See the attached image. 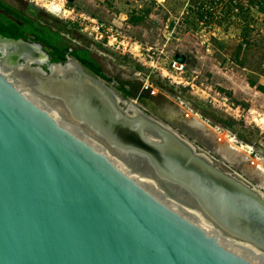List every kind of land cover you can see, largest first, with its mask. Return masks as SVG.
<instances>
[{
    "label": "water",
    "instance_id": "water-1",
    "mask_svg": "<svg viewBox=\"0 0 264 264\" xmlns=\"http://www.w3.org/2000/svg\"><path fill=\"white\" fill-rule=\"evenodd\" d=\"M0 42V264H264L263 192L77 61Z\"/></svg>",
    "mask_w": 264,
    "mask_h": 264
},
{
    "label": "rangeland",
    "instance_id": "rangeland-1",
    "mask_svg": "<svg viewBox=\"0 0 264 264\" xmlns=\"http://www.w3.org/2000/svg\"><path fill=\"white\" fill-rule=\"evenodd\" d=\"M4 1L28 15H40L56 27L77 24L66 38H72L77 46L88 44L111 81L97 78L122 97L117 83L128 81L140 88L135 99L123 98L264 193V176L257 170L258 166L264 169V94L257 89L264 85V31L259 32L260 44L246 49L240 46L235 26L223 35L198 38L190 22L187 29L175 27L183 3L180 0ZM52 4L60 12L51 13L48 9ZM144 10H151V16L141 26L130 25L131 15L139 16ZM166 15L168 22H164ZM83 17L117 29L126 37L124 45L117 49L115 43L96 41L95 33L90 35L92 24ZM168 23L174 25L167 28ZM86 26L88 30L83 31ZM148 55L153 56V62ZM174 62L182 63L184 70L175 71ZM137 66L144 68L143 82L135 75ZM147 81L153 87L150 92L143 88Z\"/></svg>",
    "mask_w": 264,
    "mask_h": 264
},
{
    "label": "trees",
    "instance_id": "trees-1",
    "mask_svg": "<svg viewBox=\"0 0 264 264\" xmlns=\"http://www.w3.org/2000/svg\"><path fill=\"white\" fill-rule=\"evenodd\" d=\"M72 5H70L71 7ZM151 10H144L141 15H131L129 24L132 26H141L150 16ZM256 19L246 17L243 20L241 28V38L245 41L249 38L254 41L252 46L260 44V36L255 34L258 29ZM262 29H264V18L262 19ZM77 28L70 22L66 27H56L55 25L44 20L40 15L32 16L25 12H21L14 6L8 4L4 0H0V36L12 40H25L41 44L47 51L52 63H66L68 58L77 61L81 66L89 71L95 77L111 81L105 74L102 65L93 56L90 46H77L72 43L73 39L66 38L70 29ZM253 36V37H252ZM250 43V42H249ZM182 61V58L180 59ZM138 71L143 72L144 68L137 66ZM140 88H135L131 82H120L118 91L126 98L135 99ZM258 91L264 94V85L257 87ZM219 91L228 97H232L231 93L226 90Z\"/></svg>",
    "mask_w": 264,
    "mask_h": 264
},
{
    "label": "built area",
    "instance_id": "built-area-1",
    "mask_svg": "<svg viewBox=\"0 0 264 264\" xmlns=\"http://www.w3.org/2000/svg\"><path fill=\"white\" fill-rule=\"evenodd\" d=\"M182 6L179 12L182 13L183 19L180 21L176 20V27L182 26L184 29H187L189 22L191 23V31L195 34L196 37H210L216 36L217 34H224L228 32L233 26L240 25L242 26L243 20L246 17L251 19H256L258 22V29L255 31V34L259 35V32H263L264 29L261 27L262 19L264 18V0H182ZM74 12H72L73 14ZM83 21H87L92 24V32L90 35L95 33V40L98 42L108 41L109 45L114 43L118 45L117 49L120 48V45H124L126 40L125 36H122L118 30L113 28H106L105 24L96 22L94 20H89V18L83 17ZM179 20V19H178ZM187 23V24H186ZM88 27L86 26L83 31H87ZM241 30H239V33ZM240 38V46L244 49L252 46L251 42L254 40L249 38L246 41ZM253 37V36H252ZM122 39L120 42L119 40ZM250 42V43H249ZM106 46V44H103ZM131 55L133 53L131 50L129 52ZM150 60L153 62V56L148 55ZM173 69L175 71L182 72L184 70V65L178 62L173 63ZM135 75L141 79L143 82V77L145 76L143 72L138 71L134 67ZM144 91L150 92L153 90V87L147 82H144Z\"/></svg>",
    "mask_w": 264,
    "mask_h": 264
},
{
    "label": "bare ground",
    "instance_id": "bare-ground-1",
    "mask_svg": "<svg viewBox=\"0 0 264 264\" xmlns=\"http://www.w3.org/2000/svg\"><path fill=\"white\" fill-rule=\"evenodd\" d=\"M51 13H53V14H57L58 12H60V8L58 7V6H56V5H54V4H52V6H49V9H48ZM6 44H3V43H1L0 42V49H4V48H6ZM127 105H126V107L128 108V109H130V110H135L134 108H135V104L134 103H129V102H127L126 103ZM232 146V145H231ZM232 148V147H231ZM232 150H234V152L235 151H238L237 149H234V148H232ZM258 171H260L261 173H262V175H264V169H262L260 166L258 167ZM229 245L230 246H232V247H237V246H234V245H232V244H230L229 243ZM237 248H239V247H237ZM240 249H242V248H240ZM243 250V249H242ZM246 250V249H245ZM246 252H249V250H246ZM250 253V252H249ZM254 261H256V262H258L256 259H253Z\"/></svg>",
    "mask_w": 264,
    "mask_h": 264
},
{
    "label": "crops",
    "instance_id": "crops-1",
    "mask_svg": "<svg viewBox=\"0 0 264 264\" xmlns=\"http://www.w3.org/2000/svg\"><path fill=\"white\" fill-rule=\"evenodd\" d=\"M163 2H166L167 0H162ZM180 1H182V0H180ZM182 6V5H181ZM74 10V8H72V10H70V11H68V13L71 15L72 14V11ZM179 11H180V9H179ZM182 13L183 12H180V14H179V18H177V21H180V19H183V17H182ZM152 14V13H151ZM151 16V15H150ZM179 19V20H178ZM147 20V19H146ZM164 22H168V20H169V18H167V15L165 16V18H164ZM72 25H74V26H77V24H75V23H73V22H70ZM176 24V23H175ZM187 24V23H186ZM170 25V27L172 26V25H174L173 23H168L167 25H166V27L168 28V26ZM178 26V28H183L182 26H179V25H177ZM175 27H176V25H175ZM177 28V27H176ZM233 30L235 31V32H237V33H239V30H241V28H240V25L238 26V25H236L234 28H233ZM198 43H201L200 41H198Z\"/></svg>",
    "mask_w": 264,
    "mask_h": 264
},
{
    "label": "flooded vegetation",
    "instance_id": "flooded-vegetation-1",
    "mask_svg": "<svg viewBox=\"0 0 264 264\" xmlns=\"http://www.w3.org/2000/svg\"><path fill=\"white\" fill-rule=\"evenodd\" d=\"M19 10V9H18ZM21 11V10H20ZM21 12H23V11H21ZM116 86H117V88H119L120 87V83L118 84H116ZM208 154V153H207ZM209 155V154H208ZM210 156V155H209ZM211 158L213 159V161L215 162V164L217 165V166H219L221 169H223V170H225L224 168H222L220 165V161L219 160H217L216 158H214L213 156H211ZM222 165H224V166H226L225 164H223L222 163ZM227 167V166H226ZM259 167V166H258ZM228 168V167H227ZM258 170V169H257ZM225 171H227V170H225ZM227 172H231V173H235L234 171H231V170H228ZM235 174H237V173H235ZM239 175V174H238ZM264 176V175H263ZM243 178V177H242ZM244 179V178H243ZM248 182V181H247ZM249 183V182H248ZM250 184V183H249ZM253 186V185H252ZM262 189H264V188H262Z\"/></svg>",
    "mask_w": 264,
    "mask_h": 264
}]
</instances>
